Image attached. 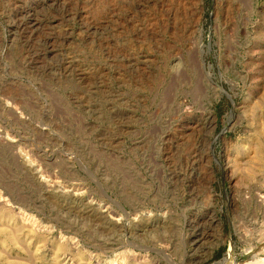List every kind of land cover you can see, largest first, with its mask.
<instances>
[{"label":"rangeland","instance_id":"1","mask_svg":"<svg viewBox=\"0 0 264 264\" xmlns=\"http://www.w3.org/2000/svg\"><path fill=\"white\" fill-rule=\"evenodd\" d=\"M256 263L264 0H0V264Z\"/></svg>","mask_w":264,"mask_h":264},{"label":"bare ground","instance_id":"2","mask_svg":"<svg viewBox=\"0 0 264 264\" xmlns=\"http://www.w3.org/2000/svg\"><path fill=\"white\" fill-rule=\"evenodd\" d=\"M29 163V162H28ZM31 163H29V165H30ZM32 168V167H31ZM228 254H230V251H228ZM257 264V263H256Z\"/></svg>","mask_w":264,"mask_h":264}]
</instances>
